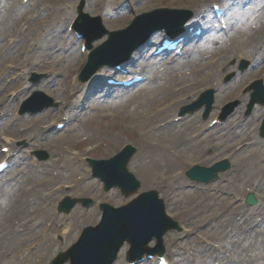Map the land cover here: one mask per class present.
Segmentation results:
<instances>
[{"label":"rangeland","instance_id":"374dc122","mask_svg":"<svg viewBox=\"0 0 264 264\" xmlns=\"http://www.w3.org/2000/svg\"><path fill=\"white\" fill-rule=\"evenodd\" d=\"M78 0H69V3L67 5L64 4V7L60 9L57 14H60V19L63 21L64 26L62 27V30L60 31V36L62 40L60 42H63V48L55 45L52 48V52H55L53 55L52 52H50V55L43 56L40 59L35 57L36 52H40L41 49L46 48L45 45L50 43V40L52 39L49 37V33L51 31L50 28L55 25L53 20L55 19L56 13H53V8L55 7V4L58 3L57 0H38V4L45 6L46 9L41 12L37 19V24H31L30 27L32 28V31H26L24 33V36L20 42V45L17 47L16 50H14L8 57L4 59H0V69L1 67H5L8 69L9 66H12L13 68L22 64H29L31 62H36L39 60L46 59L45 62H48L50 60H53L58 65L57 67L65 68L64 66L69 63H76L78 62L77 59H71L76 58L75 56L78 55V49L77 46L71 47V43L68 41H65L63 39V30L66 27V18L68 15H75V7ZM101 3H105L109 0H99ZM211 1H217V0H208ZM124 0H117L114 5L111 6V8H118L120 4H122ZM152 2V0L150 1ZM264 3V0H255L254 4H261ZM199 4H202L200 0H164L163 5L164 7H175V5L187 9H195V10H202L203 8L199 7ZM87 8V5H86ZM240 8L233 5L231 8H228L229 13L231 16H237L238 22L236 24V29L233 32V34L237 36V39L240 41L242 39L240 33L246 34L247 37L250 39L258 29H260L264 24V8H262L260 11L257 9H253L252 11H247L245 13H242ZM107 11V10H106ZM111 11V10H108ZM90 14V13H89ZM90 15H93L90 14ZM26 16V12L24 10L19 9V2L18 0H0V51L2 47L6 45L7 37L2 36L7 31L14 30L21 19H23ZM107 18V17H106ZM105 18V19H106ZM36 20V19H35ZM34 19L32 21H35ZM259 22V24H258ZM43 31H49L48 34H44ZM232 33V32H231ZM231 38V37H230ZM229 38V39H230ZM229 39L224 40L223 44L221 46L214 45L209 46L207 43L201 46V48L205 51L204 56H199L198 58H195V55H190V58H187L185 60H188L186 63H179V60L175 61L174 64H172L169 68H165L166 63L161 60L156 62L155 60H152L148 57L143 59L141 54H138L133 57L135 60L134 67L139 64L143 66L147 71L150 69L153 71V73L156 74L155 80H152L151 83L143 88L138 89L136 91H131L128 93L123 94L124 98L122 99L121 103L117 102L114 103H102V99L95 100L92 96L87 95L84 93L86 88L78 87L74 90V92H71L68 97H66L63 94H59L57 98H67V102H74L76 105L74 107H71L69 103H66L64 105V108H68V110H71L72 114H77L79 112H82L79 115L80 117H89L88 121H84V123H79L78 121L74 123L73 130L63 137H59V135L52 137H49L48 140L49 146H40V147H46L49 149L50 153L53 155V162L44 165L41 168V171L39 173H36L35 175L33 173H27L25 172L22 176V179H30L32 176L34 179L35 176H38L39 178L35 182H27V185H32L33 183L38 186L37 191L35 194H29L27 196H23L20 191L14 192L12 191V183L9 181V179H6L2 184V188L0 187V233L4 229V227L8 224V222L12 223V230L8 229L5 232V235L7 236H13L16 238L14 241L17 242L21 246V251H25L24 248L27 247L31 242L37 241L41 245L40 238L37 236V234H31L29 236L21 235L23 233H26L29 231L30 228V216L32 210L36 211L38 214L37 216L39 218H43V221H47V215L44 214V212L40 209L42 205L48 204V206H51L54 203V200L51 198L56 197L59 192L56 191L55 185L61 184L63 181H61L59 178H54L51 175H44L45 178L41 175L44 171L47 172L50 169L60 172L61 170L58 169V164L60 162V153L65 154L66 148L70 149H81L85 145L90 144H101V149H97L96 152L92 154V156L96 158H109L110 156L114 155L116 152H118L121 148V146L126 142L125 139L129 138L135 145L139 146L138 142V136L136 135L142 127L138 126L139 119L137 117L145 113L149 108H152V103L148 101L152 100L155 102L156 100L161 99L164 94L160 92H156L155 88H150L152 83L154 81L160 80L161 86H168L172 89L175 88H182L185 85H188L194 78H197L201 76V71H203L205 67V63L210 62L211 59L215 56L221 55L226 53V58L222 59L221 62H225L228 58H230L231 50L227 51L230 46H236L237 52L239 50H242L243 47H238V41L236 37L234 36L232 39L233 42H228ZM192 51V49H191ZM46 54V53H45ZM56 54L60 55V57L65 56L66 59H62L60 57H56ZM136 57V58H135ZM204 57H207V61L204 59ZM263 57V55H262ZM233 60H230L232 62ZM199 68L197 65L200 64ZM179 64H181L179 66ZM133 67V68H134ZM14 71V70H12ZM194 75V76H193ZM222 73L218 70V79L217 76L214 78V81L217 80V82L222 83ZM66 81H69V78L66 79ZM5 82V78L1 81L0 86H3ZM159 82V83H160ZM194 91V90H193ZM192 91V93H193ZM145 92V96H147L146 105L144 108L139 107L140 98L139 94ZM174 91H172V98L174 97ZM228 92V91H227ZM84 93V96H83ZM186 94H183L184 96ZM223 95V93H221ZM84 100V104H82V101L80 99ZM97 97V96H96ZM179 97V95L177 96ZM134 101H129V100ZM130 103L132 105L125 106V103ZM82 105V110L79 111L77 108V105ZM15 109V107H14ZM65 109V111H66ZM123 109H128L127 115L129 116L127 119H129L128 124H126V121L121 120L123 118H126L127 116L123 118H115L117 114ZM10 111H6L3 115V117L0 120V125L7 124L9 121H11V115ZM69 111H66L68 113ZM108 113H113L114 115H108ZM243 113L239 112L238 115H242ZM237 115V116H238ZM102 116H105L106 118H102ZM28 120V119H27ZM159 120H152L151 126L155 127V124L158 123ZM126 124V125H125ZM17 123H14V128H12L9 131H15V127L17 126ZM28 125L31 127V133L35 132L36 126L32 125V121L28 122ZM146 130V129H145ZM177 129L174 128L172 132L176 131ZM2 127H0V133H3ZM155 133L157 131L154 130ZM161 131H158L160 133ZM172 134V133H171ZM44 135V134H43ZM116 135L120 136L117 137ZM80 137H83L82 140L86 141L82 144L74 143L77 141ZM237 139L235 136L228 144H226V147H231L233 142ZM41 141L45 142L47 141L45 137H41ZM56 141L57 143H54ZM72 142L73 144H67V142ZM136 141V142H135ZM36 144V141L34 142ZM37 145V144H36ZM54 146V147H53ZM224 146V145H223ZM171 152V151H170ZM256 153V155H251V153ZM264 154V148H256L252 150H248L245 153H242L238 155V159L245 158V162L242 164V171L245 173L248 177H255L257 181L263 180L260 187L257 189V192L253 189V192L256 193L259 196H264V158L260 157ZM164 156L163 152H148L145 155L144 159V165L143 167H138L136 162L133 164V167L131 168V171L136 175V177L141 181L142 183V190L147 189H156L160 195V197L167 203L166 207L167 210L173 214L174 216H177L178 219L184 223H191L195 221H201L209 216L211 211H219V206H205L206 204H201L199 201V197L195 195L193 197L188 192H185V190L182 191L179 188L182 187V185L187 182L186 180L182 179L181 184L177 183L176 186H172L170 189H167L168 184L166 186H160V188L154 186L155 183L158 182V180L153 183L152 180H154L159 173L160 166L156 167L152 165L150 168H147L146 165L151 163L153 160H157V165H165L168 161V159H172V155L165 154ZM257 160L256 163H250L251 160ZM187 164L190 165L192 162L188 161ZM181 161L179 160V169H180ZM20 169V168H19ZM82 167V171H83ZM179 169L169 172L166 168H164L161 173L159 174L161 177H167L169 181H172L173 176ZM51 174H53V171H51ZM46 181L45 184H42V181ZM51 181V182H50ZM50 182V183H49ZM229 186H225L224 181H220V185L222 186L221 189H224L223 193H230L233 194L238 188L237 183H232V180L229 179ZM218 184V181L213 184ZM21 185V184H20ZM211 186V187H212ZM19 189L16 188V190ZM235 189V190H234ZM187 191V190H186ZM46 192H50L51 195L48 199H45L44 196H46ZM201 196H203L205 199H207V202H209V195L212 194L210 189H202ZM223 193L220 194L221 197L227 198L229 196L223 195ZM70 194L81 197V196H89L93 198H97L99 196L109 197L112 198L111 193L103 194L100 190L99 185L96 186L94 181H89L87 179L86 182H81L80 190L77 187L75 192L73 190L70 191ZM5 197L6 201H3V198ZM36 197H38L37 203L35 206L31 209V204L34 200H36ZM234 197H229L228 200L233 199ZM120 202L124 201L122 197L119 195ZM8 210L15 211L18 216L16 219H13L12 217L8 216ZM91 212V211H90ZM237 215V210L236 214ZM177 219V220H178ZM81 224H86L92 222L95 223L97 218L94 217V214L91 212V214L87 213H81V217L79 219ZM69 224L70 221L66 218H60L58 219L56 223L57 230L59 227L62 226V224ZM230 223V222H228ZM228 223L225 227V229L222 231V235H220L218 242L220 243V255H215L208 259V261L205 264H220V263H226V264H232L229 262L230 260H234L237 263L236 264H264V223L260 222H252L253 224H258L253 227L251 231L248 233H245L242 235V237L234 236V229H232V232L228 236H223L225 234H228L229 227ZM18 229L19 231H16ZM77 231V226H73L70 228L69 236L67 239L71 241L73 239V236H75V232ZM176 233H173L171 240L169 238H166V251L171 256L172 261L174 264H200L197 260V255L195 253V245L193 243H190L188 245H176L173 241V236ZM177 235V234H176ZM49 238L48 245L50 247H54L55 244L52 242L51 238ZM12 241V239H11ZM2 242L4 245H7V239L6 236H4L2 239H0V249L2 247ZM174 243V244H170ZM13 246V244H12ZM177 246V247H176ZM48 254V253H47ZM46 251L41 247L37 252L34 253V256L37 255H46ZM48 255V257H50ZM122 259V258H121ZM187 261L188 263H185L183 261ZM121 261V260H120ZM119 261V263H120ZM216 261V262H214ZM0 264H10V261L7 258V254L0 253ZM20 264H23V260L20 261Z\"/></svg>","mask_w":264,"mask_h":264},{"label":"water","instance_id":"95a60500","mask_svg":"<svg viewBox=\"0 0 264 264\" xmlns=\"http://www.w3.org/2000/svg\"><path fill=\"white\" fill-rule=\"evenodd\" d=\"M169 227H165L163 232H165ZM122 239L121 237H115L114 235L107 236L104 242H97L94 244V247L85 248L84 245H79L71 255L73 264H92L93 261H106L109 262L115 252L117 251L118 246L120 245ZM94 248L95 253H89L85 249L92 251Z\"/></svg>","mask_w":264,"mask_h":264},{"label":"bare ground","instance_id":"6f19581e","mask_svg":"<svg viewBox=\"0 0 264 264\" xmlns=\"http://www.w3.org/2000/svg\"><path fill=\"white\" fill-rule=\"evenodd\" d=\"M133 1H135V0H133ZM93 7V9H94V11L95 12H98L99 13V10L97 9V6H92ZM164 15H161V18L163 17ZM164 19H166V23H174V17H173V14H169V12H166V14H165V17H164ZM126 20V18H124L123 17V20H119L118 22L119 23H122V22H124ZM131 39H126L125 37H123V36H121L119 39H118V42H117V44L119 45V49L115 52L114 51V55H116V56H118L117 54H118V51L121 49V48H123V47H125V45L126 44H128V42L129 43H131ZM58 42V41H57ZM52 46L53 45H49L48 46V49H51L52 48ZM112 47H114V46H111V48ZM110 48V49H111ZM110 51H113V50H110ZM100 55H101V53L100 54H98L97 56H95L94 57V60L91 62V63H93V64H95V63H98L99 61H101L102 59H104L105 57H104V55H102L101 57H100ZM83 59V57L81 58V60ZM71 69H69V71H70ZM261 72H264L263 70H261ZM258 74V73H257ZM251 76V75H250ZM258 76V75H257ZM61 90L62 91H66V87H62L61 88ZM235 91V89L232 91V93ZM146 103V100H145V98H143L141 101H140V103H139V107H141V106H143L144 104ZM164 142H168L167 141V139L165 138V139H163V140H161V143H164ZM144 149H147V150H150L149 149V147H143ZM155 148V147H154ZM151 151H154V150H151ZM197 155L198 156H200V152L199 151H197ZM138 156V155H137ZM139 159V158H138ZM172 167H176V165L175 164H172ZM73 170V169H72ZM237 170H238V168H233V171L236 173L237 172ZM232 171V172H233ZM112 177V176H111ZM164 183V182H163ZM242 186H249L250 184L247 182V181H245V180H242L241 182H239ZM76 185H78V182H76ZM252 187H253V184H252ZM222 201V200H221ZM143 217H145V215H140V221H144L143 220ZM146 222V221H145ZM157 224V223H156ZM155 225V224H154ZM159 230V228H156V229H153V230H150V233H153V232H157Z\"/></svg>","mask_w":264,"mask_h":264}]
</instances>
